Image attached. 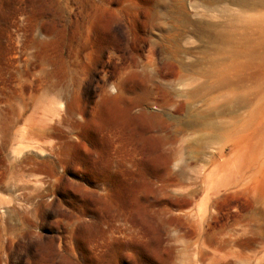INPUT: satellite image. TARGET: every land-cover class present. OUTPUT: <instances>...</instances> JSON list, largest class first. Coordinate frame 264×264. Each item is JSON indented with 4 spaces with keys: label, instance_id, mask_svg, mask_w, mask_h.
Segmentation results:
<instances>
[{
    "label": "rangeland",
    "instance_id": "1",
    "mask_svg": "<svg viewBox=\"0 0 264 264\" xmlns=\"http://www.w3.org/2000/svg\"><path fill=\"white\" fill-rule=\"evenodd\" d=\"M0 264H264V0H0Z\"/></svg>",
    "mask_w": 264,
    "mask_h": 264
},
{
    "label": "bare ground",
    "instance_id": "2",
    "mask_svg": "<svg viewBox=\"0 0 264 264\" xmlns=\"http://www.w3.org/2000/svg\"><path fill=\"white\" fill-rule=\"evenodd\" d=\"M217 54L221 55V58L225 60V50H216ZM233 60V59H232ZM224 101V100H223ZM207 130L210 131L211 133H213V127L212 125H207ZM211 135V134H210ZM214 135V134H213Z\"/></svg>",
    "mask_w": 264,
    "mask_h": 264
}]
</instances>
